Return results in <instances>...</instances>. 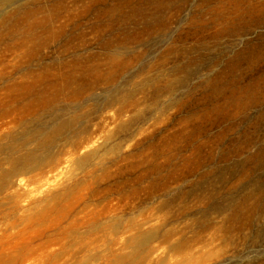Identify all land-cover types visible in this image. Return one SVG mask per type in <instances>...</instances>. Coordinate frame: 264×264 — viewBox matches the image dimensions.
I'll return each mask as SVG.
<instances>
[{
    "label": "rangeland",
    "instance_id": "rangeland-1",
    "mask_svg": "<svg viewBox=\"0 0 264 264\" xmlns=\"http://www.w3.org/2000/svg\"><path fill=\"white\" fill-rule=\"evenodd\" d=\"M262 18L0 0V264H264Z\"/></svg>",
    "mask_w": 264,
    "mask_h": 264
},
{
    "label": "bare ground",
    "instance_id": "bare-ground-1",
    "mask_svg": "<svg viewBox=\"0 0 264 264\" xmlns=\"http://www.w3.org/2000/svg\"><path fill=\"white\" fill-rule=\"evenodd\" d=\"M260 21H261V24L264 23V18L260 19ZM262 182L263 180L262 181L258 180L257 183L255 184V186L259 185L258 190H257L256 200L254 202L256 203L255 205L259 208L258 212H264V186L261 185ZM254 212H255L254 209H249L246 214H249L250 219H252L255 216V214H253ZM250 219L248 218V220Z\"/></svg>",
    "mask_w": 264,
    "mask_h": 264
}]
</instances>
